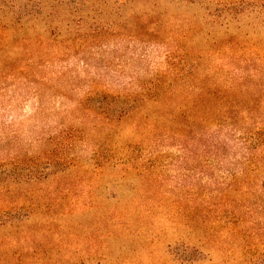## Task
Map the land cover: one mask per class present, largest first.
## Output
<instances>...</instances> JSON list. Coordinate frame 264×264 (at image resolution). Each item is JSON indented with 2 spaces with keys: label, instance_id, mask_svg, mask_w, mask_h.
Masks as SVG:
<instances>
[{
  "label": "rangeland",
  "instance_id": "obj_1",
  "mask_svg": "<svg viewBox=\"0 0 264 264\" xmlns=\"http://www.w3.org/2000/svg\"><path fill=\"white\" fill-rule=\"evenodd\" d=\"M77 1L0 0V264H261L264 0Z\"/></svg>",
  "mask_w": 264,
  "mask_h": 264
},
{
  "label": "trees",
  "instance_id": "obj_2",
  "mask_svg": "<svg viewBox=\"0 0 264 264\" xmlns=\"http://www.w3.org/2000/svg\"><path fill=\"white\" fill-rule=\"evenodd\" d=\"M77 0H59V3L65 5L67 8H69L72 4L75 6L78 5L79 1ZM76 8V7H75ZM11 14L14 15V12ZM12 15V16H13ZM13 24L15 22L14 18L8 19V20H2L0 19V29H5L8 27L9 23ZM128 103V102H126ZM135 101H131L128 103L127 108L124 110L119 111V116H125L127 113L132 109L134 106ZM120 119V117H117ZM246 144L247 148L251 150H257L264 146V128L256 129L254 131H250L247 133L246 137ZM42 161V160H41ZM54 163L51 159L46 158V160H43L41 162V167L36 171L35 175L32 176V178H35L36 176L42 174V171L48 172L50 168H53ZM210 181H212L213 187H210L209 189L203 188L198 189L196 192V196L194 198V208L192 211H189L188 215H183V217L180 220H177L178 217L172 216L170 221V226L172 228L178 229L182 225L185 226H191V231L193 233L204 231L206 230L204 223H211V224H219L221 222L220 219L217 221L218 213L214 212L210 216L207 217V210L210 209L209 206V200L212 197L218 198L220 194V200L225 196L228 195V190L231 188V184H226L225 181H219L215 180L213 177L209 178ZM221 189H224L223 192H219ZM236 191V190H234ZM129 215H133V213H130ZM122 218V213H116L113 214V221L115 224H119ZM131 221H127L128 225H130ZM168 250L170 251L172 255L173 261H177V263H184V264H195L196 262H199L200 260H203L206 257L204 247L202 244V240L200 238L195 239V242H185L181 238L173 239L172 241L167 243ZM181 246V251L179 250ZM179 247V248H178ZM103 250V249H102ZM104 253L102 252V255ZM264 255V252L263 254ZM104 258V257H102ZM78 264V263H74ZM261 264H264V260L262 259Z\"/></svg>",
  "mask_w": 264,
  "mask_h": 264
}]
</instances>
